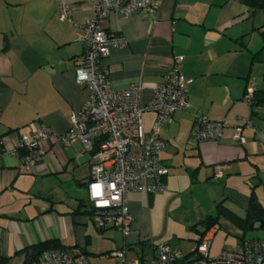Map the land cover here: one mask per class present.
I'll return each instance as SVG.
<instances>
[{
	"label": "crops",
	"instance_id": "0c3cea01",
	"mask_svg": "<svg viewBox=\"0 0 264 264\" xmlns=\"http://www.w3.org/2000/svg\"><path fill=\"white\" fill-rule=\"evenodd\" d=\"M67 1L74 5L71 21H60L50 0H0V152L11 150L18 136L30 135L34 122L65 132L70 114L88 96L74 78L85 49L76 35L94 17L98 0ZM102 26L125 41L102 60L112 87L141 82L143 103L152 100L173 56H184L180 69L190 80L189 107L160 128L165 149L159 159L168 167L162 192H190L199 206L198 222L216 216L219 203L240 220L251 197L264 208V106H252L245 97L264 82V12L250 15L241 0H159L152 18L113 13ZM261 49V57H254ZM195 114L224 120L222 138L193 144ZM154 118L152 111L144 113L146 130ZM239 119L248 121L243 144L232 138ZM52 153L32 174L18 171L19 155L0 156V259L6 264H25L37 244L51 239L64 248L88 249L87 205L76 194L88 179L89 154L78 143L52 146ZM217 164L227 165L220 177ZM154 194L130 195L132 231L117 248L125 241L136 248L145 236ZM216 227L237 244L241 237L264 239L248 236L250 230L223 215L209 229L213 236Z\"/></svg>",
	"mask_w": 264,
	"mask_h": 264
},
{
	"label": "built area",
	"instance_id": "2783aa9c",
	"mask_svg": "<svg viewBox=\"0 0 264 264\" xmlns=\"http://www.w3.org/2000/svg\"><path fill=\"white\" fill-rule=\"evenodd\" d=\"M57 4L60 21H71L74 5L67 0H50ZM159 0H98L93 5L94 17L87 20L76 40L85 43L81 60L74 68L77 85L88 88L84 103L69 116L68 128L63 133L51 130L43 123L31 124L30 135H20L11 150L2 154L19 155L25 152L18 171L32 174L38 169V161L53 158L52 146L72 147L78 143L89 155L87 195L88 221L101 231L112 228L126 238L132 231L134 216L129 209L132 193L151 195L166 190L168 167L159 159L165 149L160 138V128L177 111L188 107L187 79L181 72L184 56L174 55L172 64L160 83L154 88V96L148 103L141 100L142 84L136 82L126 88H113L102 60L111 48L125 45L120 35L104 30L102 23L109 15L129 16L140 14L152 18ZM246 99L249 101L251 92ZM152 111L154 122L149 130L144 124V113ZM239 119L232 138L243 144V126ZM224 120L210 119L195 114L191 142L218 141L222 138ZM50 143V147L47 146ZM226 164L214 168L220 177ZM213 232L208 230L196 241L193 249L184 254L168 241L154 243L151 237L142 236L136 241V257L128 259L130 247L124 242L121 248L107 255L115 264H264V239L244 238L234 250L223 249L210 255ZM30 264H90L87 255L79 248L51 250L38 254Z\"/></svg>",
	"mask_w": 264,
	"mask_h": 264
},
{
	"label": "rangeland",
	"instance_id": "374dc122",
	"mask_svg": "<svg viewBox=\"0 0 264 264\" xmlns=\"http://www.w3.org/2000/svg\"><path fill=\"white\" fill-rule=\"evenodd\" d=\"M76 196L87 205L86 188L80 187ZM197 195V194H196ZM198 196V195H197ZM154 203L148 208V224L145 237H151L154 243L168 241L180 248L184 254H188L198 239V231L202 226L198 225L197 230L192 226L198 222V204L193 203L191 194L186 189L179 192H156ZM90 242L86 255L90 264H115L114 259L107 255L108 251L117 248L123 236L115 230L99 231L93 222L89 221ZM217 231L213 236L210 255H216L223 249L234 250L237 246V239L228 234L223 228L216 227ZM248 236H264V230H251ZM137 247L129 250V259L136 257ZM140 254V251L138 252Z\"/></svg>",
	"mask_w": 264,
	"mask_h": 264
},
{
	"label": "trees",
	"instance_id": "16d2710c",
	"mask_svg": "<svg viewBox=\"0 0 264 264\" xmlns=\"http://www.w3.org/2000/svg\"><path fill=\"white\" fill-rule=\"evenodd\" d=\"M241 2L247 6L250 15L254 14L257 11L264 12V0H241ZM262 37H264V32H262ZM261 51L262 49L258 53H256L254 57L260 58ZM262 81H264V78H262ZM249 103L252 106H264V82H262V86L260 88L255 89L253 92H251V98L249 99ZM24 154L25 152H23L22 150L19 151V155L22 156ZM83 212L85 214L87 213L86 206ZM222 215L226 217L228 220H231L236 226L240 227L243 231H246L248 223L250 221L264 218V208H262V206L256 201L255 198L251 197L248 207H247V211H246V218L245 220H240L237 217H235L232 213L227 211L225 208H223L222 204L219 203L217 205V215L216 216H207L201 219L197 224H194L192 226V229H195L196 231H198L197 226L201 225L203 230L198 231L201 237L211 227L219 224V218ZM99 231L101 232V230ZM243 239L244 237H241L239 242H241ZM62 249H65V248L60 244V242L57 239L47 240L35 246V251L38 252V254H41L46 251L62 250ZM84 253L86 254V251H84ZM0 264H6V261L4 258L0 259Z\"/></svg>",
	"mask_w": 264,
	"mask_h": 264
},
{
	"label": "water",
	"instance_id": "95a60500",
	"mask_svg": "<svg viewBox=\"0 0 264 264\" xmlns=\"http://www.w3.org/2000/svg\"><path fill=\"white\" fill-rule=\"evenodd\" d=\"M248 230H257V229H264V218L252 220L248 223L247 226ZM38 255V252H32L29 257L27 258V261L25 264H30L34 258Z\"/></svg>",
	"mask_w": 264,
	"mask_h": 264
}]
</instances>
